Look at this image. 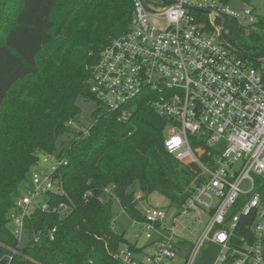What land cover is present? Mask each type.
<instances>
[{
    "label": "trees",
    "instance_id": "16d2710c",
    "mask_svg": "<svg viewBox=\"0 0 264 264\" xmlns=\"http://www.w3.org/2000/svg\"><path fill=\"white\" fill-rule=\"evenodd\" d=\"M240 1L252 6L254 0ZM133 7L134 0H0V264H122L124 245L135 253L142 249L117 229L116 199L100 200L104 187L113 186L123 210L142 220L134 201L138 191H158L180 205L198 180L196 164L184 165L166 149L169 118L138 100L122 121L119 109L91 92L100 52L130 29ZM216 20L225 43L247 58L264 59L263 16L248 32L236 19ZM79 98L97 104L81 135L66 125L81 112ZM70 132L74 140L58 150L57 142ZM52 153L67 163L53 173L60 192L47 195L68 212L35 208L25 220L28 239L21 246L8 225L19 188L40 155ZM257 188L264 191V183ZM87 192L93 193L88 200Z\"/></svg>",
    "mask_w": 264,
    "mask_h": 264
},
{
    "label": "built area",
    "instance_id": "2783aa9c",
    "mask_svg": "<svg viewBox=\"0 0 264 264\" xmlns=\"http://www.w3.org/2000/svg\"><path fill=\"white\" fill-rule=\"evenodd\" d=\"M146 1L134 0L130 29L100 52L90 89L106 106L119 109L122 121L129 120L138 100L169 118L167 151L184 165L196 164L200 173L171 226L163 224L168 213L163 207L150 206L142 220H133V226L141 222L148 240L155 239V252L141 260L124 245L118 257L122 264H163L182 255L183 264H194L209 240L220 247L214 264H264V191L257 190L264 183V68L225 43L216 20L236 19L248 32L259 15L253 5L237 10L221 0ZM219 142L224 151L216 149ZM55 155L43 154L42 163ZM66 163L60 158L49 173L32 172L33 187L16 198L10 217L19 239L35 208L68 210L64 203L52 205L47 195L60 192L53 173ZM92 196L87 192L85 199ZM99 196L118 201L113 186ZM143 197L138 191L134 201ZM202 213L204 227L186 248L187 226L180 217Z\"/></svg>",
    "mask_w": 264,
    "mask_h": 264
},
{
    "label": "rangeland",
    "instance_id": "374dc122",
    "mask_svg": "<svg viewBox=\"0 0 264 264\" xmlns=\"http://www.w3.org/2000/svg\"><path fill=\"white\" fill-rule=\"evenodd\" d=\"M153 1L158 2L160 0H153ZM227 5L228 7L237 9V10H241L246 6L240 0H230V2ZM252 5L255 7V12L257 13V16L258 15L263 16L264 18V0H254ZM259 67L264 68V62ZM78 105L80 106L82 115H81V118L77 120V122L73 126H71V129L79 131L91 125L92 123L91 113L96 109L97 104L93 100L87 101L83 98H79ZM74 137L75 136L73 132H70L69 134L62 136V138L57 142V149L60 150L62 148H68L71 142L74 140ZM224 148H225L224 142H219L216 144V149L220 151H224ZM43 157H44L43 154L40 155L39 163L33 166V168L30 170L27 176V179L21 183L20 188H19L21 193H23L26 189L33 187V184L31 181L33 171H36L41 175L47 174L51 171L52 167L55 164H58L60 161V158L55 155L54 157L50 158L49 162H46L45 164H43L42 163ZM150 206L163 207L167 209L168 213L163 220V224L167 226L172 225L173 217L174 215L178 213L179 207L177 206V204L172 202L168 197H166L162 193L155 191L151 194L144 195L143 199L140 202H138V208L142 213H144L146 209ZM67 212L68 210H65L63 213H61L62 216L66 214ZM114 212H115V218H116L115 223H116L118 230H120L121 232L125 231L126 237L130 242L136 239L135 236L137 235V233H139L138 238H139L140 244L146 241L147 238L145 236V232L142 231L144 230V226L141 224V222L135 223L136 225L133 226L134 219H132L128 215V213H126L123 210V208L120 206L117 200H115V203H114ZM194 216L195 214H189V215L185 214L180 217V221L184 222V224L187 226L183 231V234L186 235L187 240H188L185 246L186 248L198 239L200 232L202 231L204 227L203 225L205 224L204 222L205 214L204 213L197 215V218H194ZM8 225L12 228L13 222L10 221ZM27 239L28 237L26 234H24L23 237L19 239L21 246L26 243ZM219 254H220L219 245L214 244L211 241L207 240L203 243L194 264H214ZM163 264H183L182 255H178L174 259H166L163 262Z\"/></svg>",
    "mask_w": 264,
    "mask_h": 264
},
{
    "label": "crops",
    "instance_id": "0c3cea01",
    "mask_svg": "<svg viewBox=\"0 0 264 264\" xmlns=\"http://www.w3.org/2000/svg\"><path fill=\"white\" fill-rule=\"evenodd\" d=\"M142 231H144V230H142ZM143 234H144V232H143ZM138 236H139V233H137V235L135 236L136 239L132 240L131 243L135 244L137 247L142 249L141 251L136 252V257L142 260V259L146 258L148 255L155 252L157 244L155 243V239L154 240L146 239V241L144 243L140 244Z\"/></svg>",
    "mask_w": 264,
    "mask_h": 264
},
{
    "label": "water",
    "instance_id": "95a60500",
    "mask_svg": "<svg viewBox=\"0 0 264 264\" xmlns=\"http://www.w3.org/2000/svg\"><path fill=\"white\" fill-rule=\"evenodd\" d=\"M145 1V3H147L148 4V2L146 1V0H144ZM146 4V5H147ZM148 6V5H147ZM149 7V6H148ZM208 13L210 12L209 10L207 11ZM221 38V37H220ZM222 39V38H221ZM248 59H250V60H252V61H256V62H261V63H263L264 62V59H251V58H248ZM81 112H79L78 114H77V116L75 117V119L76 120H79L80 118H81ZM82 134V131H80V134L79 135H81Z\"/></svg>",
    "mask_w": 264,
    "mask_h": 264
},
{
    "label": "snow or ice",
    "instance_id": "6c2138e0",
    "mask_svg": "<svg viewBox=\"0 0 264 264\" xmlns=\"http://www.w3.org/2000/svg\"><path fill=\"white\" fill-rule=\"evenodd\" d=\"M221 238H223V237H221Z\"/></svg>",
    "mask_w": 264,
    "mask_h": 264
}]
</instances>
